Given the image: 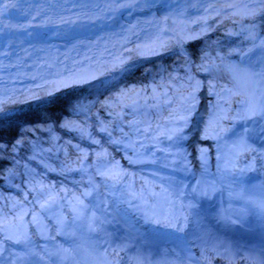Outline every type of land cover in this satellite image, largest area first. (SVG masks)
I'll return each mask as SVG.
<instances>
[{"label": "rangeland", "instance_id": "374dc122", "mask_svg": "<svg viewBox=\"0 0 264 264\" xmlns=\"http://www.w3.org/2000/svg\"><path fill=\"white\" fill-rule=\"evenodd\" d=\"M210 9L211 13L198 20H192L186 27L183 24L178 25L177 30L191 33L190 37L184 40L181 45L168 42L158 51L149 54H142L139 48L133 46H128L129 49L123 50L127 48L124 46L120 50L121 62L117 65L111 63L112 59L109 55L115 48L106 46L105 50L98 52L99 55L97 54V57L92 61L86 59L87 69L92 71L90 78L59 88L48 85L47 92L44 94L45 98L50 96L47 100H54L55 105H51L39 113L40 116L49 118L55 114L70 112L71 115L81 116L82 120H84L83 118L88 120L87 104H92L98 93L135 73L139 72L144 76L142 68H147L148 72H154V76L149 75L150 79L159 78L166 70L164 66L168 63L165 59L166 55L185 58L187 56L183 51H186L185 46L191 43L195 44L200 59L206 57L212 59L210 62L208 61L209 63H204L205 73H214L219 77L230 78V80L234 78L241 87L236 91V94L242 92L246 96L254 95L258 69H264V41L261 50L255 52L256 43L264 34V0H246L244 5L242 3L214 5ZM246 18H250L252 21L243 23ZM226 21H229V25L224 28L223 23ZM228 26L230 27L228 28ZM84 61L81 60L80 63H84ZM175 64L177 62L171 59L169 66L173 67ZM170 82L173 92H177V94L172 99H166L168 102L164 106H159L154 111L149 108L150 101L138 107L140 109L132 127V133L135 136L131 138V141L129 137L122 139L121 147L116 148L109 137L101 136L103 142H111L108 143L111 149L104 148L103 155L98 159L93 153L78 149L85 159L80 165L81 171L74 175L82 178L83 187L73 185L66 188L65 191L63 189L56 191L53 183V186L51 183H47L42 190L40 189V197L37 196L34 199H32L33 194L27 189L18 193L9 189V196L0 204V226H2L0 228V250H5L0 255L2 264L10 261L5 257L8 248L14 249L16 258H19L17 253H20L16 250L17 248L27 252L29 259L21 258L17 260L18 264H31L34 261L35 264H42L41 261H45L43 259H47L51 254L56 262L51 264H102L103 260L106 264L109 262L114 264L108 259L110 256H107L105 251L110 244H116L121 248V244L115 242L122 233L121 231H129L131 235L135 236L139 234L141 238L137 237L142 239L147 235L148 231L145 228L147 225L157 227L155 225L157 223H148L145 220L146 213L150 208L151 210H153V206L156 208L157 216L159 212L165 216L168 211L167 219L174 210L178 213L179 209L184 208L182 202L186 199L180 196L182 193L174 194L172 188H176L182 181L189 185L192 184L193 187L196 178L194 162L197 159L203 164L204 172L212 176L214 181L224 189L225 198L230 201L226 210H232L229 212L231 216L246 225L251 222L252 218L249 212L252 210V206L247 192L263 191L262 175L260 174V171H264L263 162L261 159L247 157L246 150L243 151V154L238 155L231 147L234 142L254 147L258 143L255 139L254 127L250 120L252 116H250V109L247 108L246 99L233 98L229 93L226 95L222 93L223 91H217L215 103L208 106L209 97L206 96L204 86L198 87L196 90L195 84L192 83L191 92L181 95L178 94L181 82L177 78H172ZM44 87L47 86L26 91L17 90L6 101L14 98L15 95L22 93L29 95L30 92L42 90ZM220 94H223L221 101L218 100ZM32 97H34L33 100L41 98L39 95ZM64 98L67 99V102L66 99L65 102L61 101ZM211 99L213 98L210 97L209 100L212 101ZM6 101L0 102V108L1 103ZM154 113H159V115L155 117ZM196 116L201 117V123L209 128L210 132L206 136L200 137L197 135L198 129L193 130ZM260 121L264 127V117ZM148 122L153 124L149 125ZM217 125L222 130V135L218 137L216 136L218 133L213 127ZM69 126L68 124V128ZM210 134L213 135L212 140L209 139ZM134 138H137L135 142L132 140ZM206 140H209L211 144L205 147L201 146L200 143ZM135 145L137 148L133 149L130 156H127L126 150ZM212 149L214 152L216 151L214 156L211 155ZM109 153L114 155L118 153L120 156L112 160ZM94 158L96 163L93 164L95 169L93 172L87 168ZM128 162H142V165L156 164L167 169L168 174L172 175L165 176L162 175L163 173H155L157 179L153 181L143 175L144 171L141 170L140 176L149 182L145 185L144 190L136 189L137 192H140V196H132L128 193L127 187L132 188L131 186L136 185L133 177L122 183L119 180L108 178L114 163L124 166L125 164L129 165ZM174 195L175 198L172 197ZM48 196L50 199L46 201L42 199ZM25 199L29 203H25ZM40 201L43 203L40 204ZM14 203L17 205L19 203L15 209L13 208ZM9 208L12 211L7 212ZM68 213H72V216H68ZM153 214L155 215L154 212ZM139 216L144 220H138ZM5 218L6 221H9L2 224ZM71 218L79 229L80 236L70 230ZM42 219L52 221L49 227L47 224L44 225ZM181 221L185 226L184 229L175 230L171 227H167V229L183 235L184 231L189 230L190 223L188 218H183ZM35 230H40L43 236L56 230L60 235L70 240L71 245L68 244V240L66 242L64 239L61 246H56L55 241H48V247L38 244L34 246L28 239L20 237L21 235L24 237L30 235L32 231L36 233ZM138 231L139 233H137ZM7 236L11 237L12 243L5 240ZM17 238L18 240H16ZM35 239L40 243L37 238ZM16 246L18 247L16 248ZM165 248L170 252L165 254L167 256L174 257V254L178 252L177 250V252L171 251V247L168 245ZM162 249L165 251L164 248ZM37 252L43 255L42 260L35 258ZM119 254L122 255V252ZM141 254L140 256H142ZM188 260L193 262L191 257ZM126 262L124 259H116L115 264H126ZM158 264L163 263L159 262Z\"/></svg>", "mask_w": 264, "mask_h": 264}, {"label": "bare ground", "instance_id": "6f19581e", "mask_svg": "<svg viewBox=\"0 0 264 264\" xmlns=\"http://www.w3.org/2000/svg\"><path fill=\"white\" fill-rule=\"evenodd\" d=\"M233 3L244 5L246 0H0V102L17 90L26 91L48 85L59 88L90 78L92 71L87 69L86 59L92 61L106 46L115 48L109 55L111 63L117 65L121 62L120 50L124 46H133L139 48L142 54H149L158 51L168 42L181 45L191 33L177 30L178 25L186 27L192 20L208 15L212 12L211 6ZM262 43L263 40L256 46L255 52L261 50ZM81 60H85L84 63H80ZM256 77L254 95L233 92L230 96L247 99L245 101L255 110L251 123L257 144L261 145L264 153V127L260 121L264 117V69L259 68ZM229 88H237V91L241 89L237 81ZM194 121L193 130L198 129V136H206L210 132L201 123V117L196 116ZM200 144L205 147L211 142L206 140ZM235 146L237 152L241 153L244 149L240 143L235 142ZM108 155L112 160L120 156L118 153ZM194 163L196 178L193 187L182 181L176 188H172L174 194L182 193L180 196L186 199L185 208L179 209L178 213L174 210L167 219L168 211L165 216L158 211L157 216L153 206L149 214L155 219L148 214L145 220L148 223L158 222L155 224L157 227L147 225L145 228L148 232L144 239H139V234L133 238L155 251L164 248L168 254L170 252L165 248L167 245L171 251L177 250L174 257H166L169 262L166 264H189L190 257L197 263L210 250L216 253L217 247H237V244L246 249L247 256L253 255L255 249H261L264 244V194L247 192L251 199L252 210L249 215L252 219L248 225L242 224L239 219L231 216L229 212L232 210H226L230 201L225 198L224 190L215 184L212 176L204 172L199 159ZM141 170L145 173L143 175L153 181L157 179L155 173L172 175L156 164L129 163L123 166L114 163L108 178L122 183L133 177L136 184L134 189L144 190L149 181L140 176ZM57 189L60 187L57 186ZM136 192L133 196H140V192ZM184 216L189 217L190 225L183 235L167 229H184L182 223L179 225ZM207 216L215 219L214 223L222 235H217L211 229L214 224L210 227ZM138 220L144 218L139 216ZM244 236L251 237L254 244L247 245V241L240 243L237 240ZM133 238L126 236L123 231L115 242ZM109 246L112 252H105L110 256L108 259L111 263L113 261L115 264L116 259H119L116 254L121 248L116 244ZM133 252L130 259L135 262L137 254ZM217 259H221L218 264H228L229 261V257L223 254ZM233 262L239 264V261ZM101 263L106 264L104 260ZM139 264H144V261Z\"/></svg>", "mask_w": 264, "mask_h": 264}, {"label": "trees", "instance_id": "16d2710c", "mask_svg": "<svg viewBox=\"0 0 264 264\" xmlns=\"http://www.w3.org/2000/svg\"><path fill=\"white\" fill-rule=\"evenodd\" d=\"M251 21L252 19L246 18L243 23ZM223 25L225 28L229 21ZM185 50L194 64L196 73L205 75L211 84L207 95H212L214 88L232 86L236 82L234 78L230 80L214 73H205L204 63H209L212 59L208 57L200 59L194 43L187 44ZM166 56L169 64L171 59L177 64L173 67L165 64L166 70L159 78L150 79L149 75L154 76V72L142 68L144 76L139 72L135 73L98 93L92 104H87L88 120L86 118L82 120L81 116L71 115L70 112L55 114L49 118L41 117L39 113L55 105L54 100H47L50 98L49 95L45 98L44 94L48 87L30 92L29 95L23 93L15 95L14 98L1 103L0 204L9 196L10 190L18 193L27 189L33 194V199L40 197V189L51 183L52 179L83 187L82 178L74 175L81 171L80 165L85 159L80 154V149H89L96 159L101 158L100 153L103 151L100 140L93 136V128L111 138L114 146H120L122 139L129 137L131 141L135 136L132 127L140 109L138 107L151 101V104H148L149 108L155 111V108L168 102L166 99H172L177 94L173 92L170 82L172 78H177L181 82L178 94L191 92L192 83L199 82V79L189 68L191 63L188 58ZM33 95H39L41 98L33 100ZM65 99L61 101L65 102ZM132 140L135 142L137 138ZM135 148L136 146L129 147V150H126L127 154H132ZM95 158L87 169L93 170ZM18 205L14 203L13 208Z\"/></svg>", "mask_w": 264, "mask_h": 264}, {"label": "water", "instance_id": "95a60500", "mask_svg": "<svg viewBox=\"0 0 264 264\" xmlns=\"http://www.w3.org/2000/svg\"><path fill=\"white\" fill-rule=\"evenodd\" d=\"M157 10V9H156ZM156 12V11H155ZM127 49H129V47H127V48H124L123 50H127ZM72 83H75V82H71V84ZM3 101H5V100H3ZM97 136H99V135H97Z\"/></svg>", "mask_w": 264, "mask_h": 264}]
</instances>
